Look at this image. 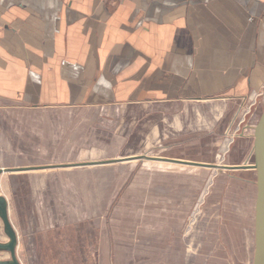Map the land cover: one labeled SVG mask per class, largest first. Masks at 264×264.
<instances>
[{
	"label": "rangeland",
	"instance_id": "rangeland-1",
	"mask_svg": "<svg viewBox=\"0 0 264 264\" xmlns=\"http://www.w3.org/2000/svg\"><path fill=\"white\" fill-rule=\"evenodd\" d=\"M263 104L264 92L225 132L185 104L13 108L0 119V169L133 156L254 165ZM161 162L1 174L18 262L252 264L257 172Z\"/></svg>",
	"mask_w": 264,
	"mask_h": 264
},
{
	"label": "crops",
	"instance_id": "crops-1",
	"mask_svg": "<svg viewBox=\"0 0 264 264\" xmlns=\"http://www.w3.org/2000/svg\"><path fill=\"white\" fill-rule=\"evenodd\" d=\"M263 92L264 0H0V119L185 104L225 132Z\"/></svg>",
	"mask_w": 264,
	"mask_h": 264
},
{
	"label": "water",
	"instance_id": "water-1",
	"mask_svg": "<svg viewBox=\"0 0 264 264\" xmlns=\"http://www.w3.org/2000/svg\"><path fill=\"white\" fill-rule=\"evenodd\" d=\"M258 131V144L256 153V163L254 165L247 166H216L212 164L195 163L189 161L173 160L166 158H147L146 156H133L127 158H118L100 162H87L67 165H55L46 167H26V168H15V169H0V175L4 173L21 172V171H34L42 169H59V168H77V167H90V166H102L108 164L122 163L128 161H137L142 159H148L153 161H164L178 165H185L190 167L209 168L217 170H255L257 172L258 182V195L255 207V242H254V255L252 264H264V104H263V115L261 117L260 126L257 128ZM7 201L4 197L0 196V220L3 226V233L7 237L6 243H0V252L9 254L10 259L6 261H0V264H20L16 258V245L17 239L14 229L8 218L7 213Z\"/></svg>",
	"mask_w": 264,
	"mask_h": 264
},
{
	"label": "bare ground",
	"instance_id": "bare-ground-1",
	"mask_svg": "<svg viewBox=\"0 0 264 264\" xmlns=\"http://www.w3.org/2000/svg\"><path fill=\"white\" fill-rule=\"evenodd\" d=\"M147 158H150V157H148V156H146ZM152 159V158H151ZM142 160H148V159H142ZM151 161H153V160H151ZM164 162V161H163ZM0 253H3V252H0Z\"/></svg>",
	"mask_w": 264,
	"mask_h": 264
}]
</instances>
